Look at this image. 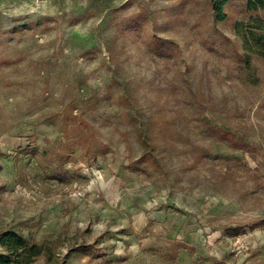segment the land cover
<instances>
[{
	"label": "rangeland",
	"instance_id": "374dc122",
	"mask_svg": "<svg viewBox=\"0 0 264 264\" xmlns=\"http://www.w3.org/2000/svg\"><path fill=\"white\" fill-rule=\"evenodd\" d=\"M246 1L0 0V230L54 243L50 264H78L80 243L84 264L260 263L257 243L224 234L264 219V58L243 41L264 14ZM71 106L103 158L73 131L66 146ZM134 110L166 121L157 163Z\"/></svg>",
	"mask_w": 264,
	"mask_h": 264
},
{
	"label": "trees",
	"instance_id": "16d2710c",
	"mask_svg": "<svg viewBox=\"0 0 264 264\" xmlns=\"http://www.w3.org/2000/svg\"><path fill=\"white\" fill-rule=\"evenodd\" d=\"M227 0H222L226 2ZM246 7L248 11L257 14L262 12L264 14V0H247ZM220 11V8L218 9ZM257 23H263V20L256 17ZM244 45L248 48L254 46L260 57L264 58V33H252L250 37H243ZM250 46V47H249ZM251 50V49H250ZM248 54V53H244ZM115 80V79H114ZM125 89V88H124ZM132 95L126 90L121 92L119 96V102L124 107H131ZM140 111L134 110L133 115L130 117L133 127V133L136 137L138 144L144 151V155L151 158L154 163H157L155 157L156 150V137L158 134H162L166 128V121L162 114L157 116V120L153 121L152 117H149L146 121H142L140 118ZM61 120V132L66 140V146L69 145L70 132L73 131V137L83 143V149L85 153V160L103 158L106 155L107 150L97 141L96 137L91 131V126L85 119L84 114L76 110L75 106L68 107L60 114ZM158 124L159 130H154V124ZM209 136L216 139H223L226 136L222 130H217L215 127H210L203 122ZM225 140V139H224ZM50 142L47 141V145ZM57 161L66 162V155H55ZM264 224V220L254 223L251 227H258ZM241 227L229 228L225 231L229 237L236 236L240 233ZM0 264H33L36 260L43 258L46 264H50L55 256L54 243L36 242L24 238L22 235L12 230H0ZM93 247L86 243H80L74 245L67 252V258H74L78 264H84L81 261L90 260L89 258L93 254ZM81 262V263H79Z\"/></svg>",
	"mask_w": 264,
	"mask_h": 264
},
{
	"label": "crops",
	"instance_id": "0c3cea01",
	"mask_svg": "<svg viewBox=\"0 0 264 264\" xmlns=\"http://www.w3.org/2000/svg\"><path fill=\"white\" fill-rule=\"evenodd\" d=\"M261 220H264V219H261ZM261 220H259V221H261ZM235 227H241V226L240 225H233V227L228 226L224 230V234H225V237L227 238V240H231V239H235V238H238V239L241 238V239L249 241L252 244V246H250L251 249L254 248L253 243H254V245L257 243V247L259 249L264 250V224L261 226H258V227H251V230L248 233H242L243 229L241 227V231L238 235L233 236V237L227 236L225 231L229 228H235ZM263 254H264V252H263ZM250 256H251V253H248L241 264H252V263L248 262ZM259 262L260 263H258V264H264V258L262 259V261H259Z\"/></svg>",
	"mask_w": 264,
	"mask_h": 264
}]
</instances>
